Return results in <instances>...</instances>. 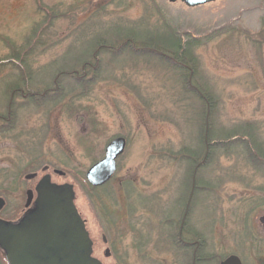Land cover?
Masks as SVG:
<instances>
[{"label":"rangeland","instance_id":"1","mask_svg":"<svg viewBox=\"0 0 264 264\" xmlns=\"http://www.w3.org/2000/svg\"><path fill=\"white\" fill-rule=\"evenodd\" d=\"M165 24L194 43L189 70L120 50L129 38L165 41ZM102 42L115 44L113 53L94 58ZM65 67L73 75L58 77L57 94ZM82 75L86 83L77 84ZM188 77L211 92L208 112L188 93ZM47 89L53 92L41 99ZM204 117L215 149L191 191L204 159ZM241 129L264 150V0L193 9L169 0L0 1L1 220L28 211L27 192L50 175L74 186L103 264H191L194 251L204 264L231 255L264 264V159ZM117 138L127 141L117 172L93 192L86 173ZM187 151L198 152L193 166ZM178 236L192 248L180 247Z\"/></svg>","mask_w":264,"mask_h":264},{"label":"water","instance_id":"2","mask_svg":"<svg viewBox=\"0 0 264 264\" xmlns=\"http://www.w3.org/2000/svg\"><path fill=\"white\" fill-rule=\"evenodd\" d=\"M1 1V0H0ZM177 0H169L175 3ZM188 8L204 6L216 0H180ZM127 141L117 138L105 151V157L86 173L88 183L100 188L109 183L117 171V160ZM45 168L44 171H47ZM61 175V172H56ZM37 174H29L33 180ZM36 195V197H35ZM76 193L71 184L58 185L50 175L44 176L35 191L27 192L25 208L28 214L18 223L0 219V248L5 251L9 264H103L95 258L94 244L76 204ZM5 201L0 198V210ZM33 205V208L31 206ZM264 223V218L262 219ZM106 250L105 257H110ZM220 264H243L231 255Z\"/></svg>","mask_w":264,"mask_h":264},{"label":"trees","instance_id":"3","mask_svg":"<svg viewBox=\"0 0 264 264\" xmlns=\"http://www.w3.org/2000/svg\"><path fill=\"white\" fill-rule=\"evenodd\" d=\"M165 27L167 29V36L169 37L168 39H166L165 41H156L154 39H150L146 42H142L140 40H136L138 38H129V39H126V41L122 44L120 50H124V49H131L133 53H137V54H141V55H152V56H158L161 60L171 64L170 66H172L173 68L175 69H179V70H184V71H187L189 70V64L190 63H193V64H196V59L193 57L192 55V45L194 44L192 41H189V42H183V40L181 39L180 35L178 34V32L176 30H174L173 28H170V26L166 25L165 24ZM121 41V40H120ZM137 44H141L142 47L141 49H135V45ZM99 45V48L97 49L96 53L93 55L94 58L96 57L97 53H99V51H105V50H109L112 52L113 47L111 46H114L115 44H112V43H109V42H102ZM113 53V52H112ZM77 59V58H76ZM79 60V58L77 59ZM87 63H83V68H86L87 67ZM66 67L62 69V71L60 70L59 71V74L55 80V90H53L54 92H56L58 94V91H60L59 89V85H58V77L59 76H63V75H73V73H65L64 71H66ZM75 74V73H74ZM76 82L77 84H80L82 85L83 83H86L84 81V76H79V77H76ZM189 77L187 79V83H186V89L188 90V93L192 94L193 96H195L200 103H202L205 107H206V110L207 112L209 111L210 108H213L214 106V98L211 94V92L206 89L205 87H197V86H191L189 83ZM51 89H47L42 95H40L41 99H47L50 92H53ZM16 90H14L12 92V97H11V100H10V103H12L13 101V98L16 94ZM37 97V95H36ZM36 97H33L32 99L36 98ZM40 99V101H41ZM10 105V104H9ZM208 114V113H207ZM206 114V117L209 118V114L207 115ZM8 120H10V114H8ZM207 118L204 117V119L206 120ZM208 120V119H207ZM207 120L205 121L206 123V127L205 126H201V134H200V142H201V145H202V148L201 150L204 151L202 154H204V159L202 162H200L196 167H195V171L194 173L191 175V185H190V189L192 191L193 189V185L196 183V176H195V172L196 170L198 169V167H202L203 165L206 164L207 162V157L209 156L210 152L211 151H214L215 147L213 148L212 145H210L211 143L208 141L210 136L208 137L207 135ZM243 130L242 132H244L246 135H248V137L252 136V140L250 139L249 143H250V146L252 147V149H255L259 155L260 158H263L264 159V150H263V145H258V140L253 137L254 135H252L251 131H248L247 129H241ZM237 132H240V131H237ZM211 135V134H209ZM252 142V143H251ZM217 144V143H216ZM219 145H222L223 148H225L224 144H220ZM218 146V145H216ZM250 147L247 143H246V147ZM221 147V146H220ZM210 149V151H209ZM251 149V150H252ZM253 151V150H252ZM184 153H187L189 154L190 152H184ZM183 154V153H182ZM191 157L190 158V163L193 165L196 164V157L199 156L198 155V152H191L190 153ZM257 155L255 157H252V160L254 162H259V160L256 158ZM185 156H189V155H182V158H184ZM205 163V164H204ZM90 188L91 190L94 192V191H97L98 189L100 188H94L90 185ZM190 195L189 196V199H188V202H187V207H186V211H185V214H184V217H183V220H182V223H185V220L187 218V215H188V211H189V206L193 200V197L194 195L192 196V193L190 192ZM178 245L180 247H182L183 249H189V248H192V244L190 243H187L185 241H183L180 236H178ZM197 244V243H196ZM201 244V242L199 243ZM198 246V244H197ZM191 264H204V260L203 258L200 256L199 252H196L194 251L193 252V255H192V258H191Z\"/></svg>","mask_w":264,"mask_h":264},{"label":"flooded vegetation","instance_id":"4","mask_svg":"<svg viewBox=\"0 0 264 264\" xmlns=\"http://www.w3.org/2000/svg\"><path fill=\"white\" fill-rule=\"evenodd\" d=\"M216 1H217V0H216ZM213 3H215V2H213ZM210 4H212V3H210ZM210 4H207V5H210ZM204 6H206V5H204ZM84 69H85V68H84ZM42 96H43V95H42ZM30 97H33V95H31ZM24 98H26V96H25ZM11 104H12V103H10L9 107L11 106ZM10 112H11V110H10ZM10 112H9V113H10ZM28 212H29V211H25V212L22 214V216H21L17 221L12 222V223H18V222H20V220H21L22 218H24V217L28 214ZM105 242H106V240H105ZM106 243H108V242H106ZM187 243H188V242H187ZM0 264H9L8 261H7L6 253H5V251L2 250L1 248H0Z\"/></svg>","mask_w":264,"mask_h":264}]
</instances>
